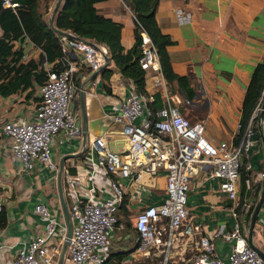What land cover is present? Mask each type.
<instances>
[{
	"label": "crops",
	"instance_id": "crops-1",
	"mask_svg": "<svg viewBox=\"0 0 264 264\" xmlns=\"http://www.w3.org/2000/svg\"><path fill=\"white\" fill-rule=\"evenodd\" d=\"M95 6L102 15L123 24L121 43L125 49L131 48L134 44L135 20L124 2L105 0ZM178 8L191 13L189 23L181 24L177 21L175 10ZM18 11H25V8L17 0L14 13L17 14ZM155 19L161 31L174 41L167 47L173 71L186 77L194 91L190 105L181 107L182 114L192 123L205 121L204 134L211 144L224 142L237 146L236 135L239 131L245 89L255 66L264 59V0H160ZM2 37L4 29L0 24V39ZM22 37H13L11 33L6 39V44L12 51L21 52L18 63H36L37 68L32 70L33 73L46 72L47 68L55 64L46 61L41 47L32 42L26 33ZM108 67L113 70L108 82L111 94L103 90L99 74L92 79L95 85H91L90 80L85 88L84 107L88 121H100L90 126L87 143L100 131L101 134H109V137L118 132L119 125L115 122L107 124L105 119L115 115L119 103L128 93L134 92L131 82L128 81L126 85L122 81V76L112 60ZM12 76H2L0 84L2 83L3 90L10 89ZM77 76L79 79L85 74L79 69ZM31 82L24 89L0 93V194L4 200V209L0 213V264H13L18 248L42 232L45 219L34 212L36 204L50 208L54 217L65 225L58 193L59 175L68 207L74 202L84 200L89 195V190L96 202L113 197L110 177L101 168L95 166L93 177L91 176L92 166L89 160L93 159L96 163V152L92 153L88 147L83 151L82 136L69 139L60 133L54 138L51 155L58 165L56 172L49 171L40 164H36L32 170L24 169L14 158L10 150V140L3 134L2 125L8 121L33 119L35 107L40 101L41 84L34 80ZM164 82L167 89L186 99L176 81L168 84L164 79ZM162 85L157 72H146V90L150 97L159 95L161 107ZM6 87L8 88L5 89ZM76 98L78 103L75 102ZM76 98L72 108L81 123L80 90ZM255 133L254 131L249 158L251 179L255 183H261V141L259 133V139ZM210 169L208 163L198 165L190 179L186 200L191 221L200 224L205 235H211L218 229L227 231L232 225L229 201L219 180L210 176ZM65 174L78 180V186L68 187ZM119 181L128 202L124 209L118 211V223L108 231V264H142L149 261V257L136 251L134 217L146 206L158 205L164 201L166 171L157 169L150 175H145L140 183L131 178H120ZM244 198L252 203V192L249 189ZM245 215L244 213V218ZM60 235L61 231H58L54 241L61 240ZM198 237L196 233L184 235L178 241L177 247L170 251L171 259L179 262L189 260L196 252ZM253 242L264 252V204L254 228ZM215 245L221 257H226L231 250L230 243L221 238H216ZM155 256L159 263L162 256ZM63 264L70 263L64 258Z\"/></svg>",
	"mask_w": 264,
	"mask_h": 264
},
{
	"label": "built area",
	"instance_id": "built-area-1",
	"mask_svg": "<svg viewBox=\"0 0 264 264\" xmlns=\"http://www.w3.org/2000/svg\"><path fill=\"white\" fill-rule=\"evenodd\" d=\"M0 6L16 12V0H0ZM175 17L179 23L186 24L192 15L178 8ZM60 38L61 56L46 69L33 119L8 121L2 125L3 134L10 140L11 153L24 169L32 170L40 164L49 171L58 170L51 155L54 138L60 133L69 139L82 136L79 116L72 104L81 83L104 62L106 49L103 45L95 41L93 46L81 40ZM141 38L139 63L146 72H157L163 83V106L153 116L145 106L146 97L130 92L112 116L120 127L118 132L111 137L109 134L93 135L88 141L87 147L92 153L96 152V163L89 160L91 176L95 166L101 168L110 177L113 197L96 202L89 190L84 200L68 207L73 229L65 261L103 264L110 254L108 231L118 223V208L125 195L119 179L131 178L140 183L145 175L163 169L166 171L164 201L146 206L134 217L138 253L144 257L161 255L159 264H264L247 241L243 214L250 203L241 202L239 197V169L243 159H248L246 169L251 170L249 158L254 134L251 124L238 146L224 142L211 144L204 134L205 121L192 123L182 114L181 107L190 105V100L182 99L166 88L156 49L146 33L141 32ZM80 66L88 67L90 72L78 79ZM90 83L95 85L93 80ZM201 163L211 166L210 176L219 180L229 201L232 225L227 231L218 229L205 235L201 225L194 224L189 216L186 205L189 182ZM64 178L68 187L78 186V180L68 174ZM3 209L4 200L0 194V213ZM34 212L45 219L42 232L18 248L13 264H58L66 225L43 204H36ZM58 231H61V240L54 241ZM194 233L199 237L192 257L184 262L172 260L170 251L177 247L178 241L184 235ZM216 238L230 243L231 250L226 257L217 253Z\"/></svg>",
	"mask_w": 264,
	"mask_h": 264
},
{
	"label": "trees",
	"instance_id": "trees-1",
	"mask_svg": "<svg viewBox=\"0 0 264 264\" xmlns=\"http://www.w3.org/2000/svg\"><path fill=\"white\" fill-rule=\"evenodd\" d=\"M17 1V0H16ZM22 3L25 11H18L15 14L9 8H0V24L4 29V37L0 39V80L7 74L13 75L10 78V89L5 91L0 84V93L11 92L18 89H24L31 85L34 80L42 84L45 80L44 71L33 73L32 70L37 68L34 62L18 63L21 59L20 51H12L6 44V39L13 34V37L22 39L23 33L40 46L42 55L49 63H55L61 56V38L50 28L48 19L44 18L43 12L40 11V5L43 1L45 12H50L52 4L56 0H18ZM105 0H62L61 5L55 15L54 24L56 28L63 31H69L84 39L93 40L108 50L114 67L118 70L123 78L132 83L134 91L138 95L146 97L145 106L153 113L161 107V100L158 94L152 96L149 100V93L146 90V71L142 69L139 60L141 57V32H144L150 38V41L156 49L160 71L167 83L176 81L178 86L183 90L186 99L193 98V89L189 85V80L177 75L172 68L170 56L167 47L174 41L167 34H164L155 19V12L160 0H122L134 16V44L131 48L125 49L121 43V33L123 24L112 18L102 15L96 8L95 4ZM82 72L88 75L90 69L80 66ZM113 70L106 67L100 71L103 90L111 94L109 79ZM6 87L5 89H7ZM264 97V59L259 62L251 75L250 81L245 89V94L241 106V115L239 120V131L236 135V145H239L244 132L249 124L256 132L258 109ZM248 159H243L239 169V197L241 202L247 201L245 194L247 189L252 192V203L245 212V225L249 220L254 203L259 193L260 181L254 182L251 179V170L246 169ZM248 187V188H247ZM250 195V194H249ZM127 197L124 195L119 205L118 211L124 209L127 205ZM248 202V201H247ZM3 212V211H2ZM1 212V213H2ZM242 212V210H240ZM2 225V214H0V226ZM109 257L103 264H108ZM119 264V263H117Z\"/></svg>",
	"mask_w": 264,
	"mask_h": 264
},
{
	"label": "water",
	"instance_id": "water-1",
	"mask_svg": "<svg viewBox=\"0 0 264 264\" xmlns=\"http://www.w3.org/2000/svg\"><path fill=\"white\" fill-rule=\"evenodd\" d=\"M62 0H56L51 15L48 19V24L50 26V28H52L59 36L62 37H66L69 39H76V40H81L83 42H86L88 44H91L93 46H95V42L92 40H88V39H84L74 33H71L69 31H63V30H59L58 28H56L55 24H54V19H55V15L61 5ZM105 47V46H104ZM106 49V53L104 54V62L103 64L96 70H94L93 72H91L86 78L85 80L82 82L81 84V88H80V115H81V130H82V146H83V151L86 150L87 147V138H88V133L90 132V126L92 124H98V122L100 121H95L93 123H91V121H88V116L87 113L85 111V107H84V101H85V88L87 83L92 80L94 77H96V75H98L100 73L101 70H103L104 68L108 67L111 61V57L108 53L107 48ZM122 81L128 85V79L123 78L122 77ZM105 122L107 124H113L114 120L112 117H106ZM257 131L259 133L260 136V141H261V152H262V173H261V183H260V189H259V193L257 196V199L254 203L252 212L249 216V220L247 222V226L245 229L246 235H247V241L249 246L254 249L259 255L260 257L263 259L264 261V252L259 249L253 242V235H254V228L256 225V222L258 220V215L259 212L264 204V97L262 99V102L260 104L259 107V113H258V117H257ZM101 132H98L97 135H101ZM62 170V168H61ZM60 170V173H61ZM58 193H59V200H60V205H61V210H62V214H63V218H64V222L66 225V236L65 239L63 241V245H62V251H61V255H60V259H59V263L58 264H63L64 261V256L66 253V249L69 243V238L71 237L72 234V229H73V222L69 213V208L68 205L65 201L64 198V193H63V187H62V183H61V175H59V183H58Z\"/></svg>",
	"mask_w": 264,
	"mask_h": 264
},
{
	"label": "rangeland",
	"instance_id": "rangeland-1",
	"mask_svg": "<svg viewBox=\"0 0 264 264\" xmlns=\"http://www.w3.org/2000/svg\"><path fill=\"white\" fill-rule=\"evenodd\" d=\"M43 1L41 2V5H40V11L41 12H43V14H44V18L47 20V19H49V17H50V15H51V12H52V9H53V6H54V4H52V8L50 9V12H45V9H44V6H43ZM75 102H77V98H76V100H75ZM78 103V102H77ZM152 258V259H151ZM149 261H146V262H144V263H142V264H159L158 263V258L156 259V256L155 255H151L150 257H149V259H148Z\"/></svg>",
	"mask_w": 264,
	"mask_h": 264
}]
</instances>
